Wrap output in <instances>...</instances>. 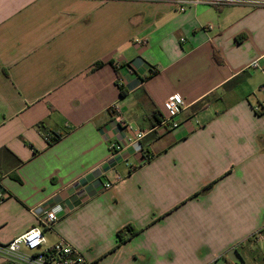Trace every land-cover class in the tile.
Returning <instances> with one entry per match:
<instances>
[{"label": "crops", "instance_id": "0c3cea01", "mask_svg": "<svg viewBox=\"0 0 264 264\" xmlns=\"http://www.w3.org/2000/svg\"><path fill=\"white\" fill-rule=\"evenodd\" d=\"M229 1L0 0V244L63 205L91 264H264V0Z\"/></svg>", "mask_w": 264, "mask_h": 264}, {"label": "built area", "instance_id": "2783aa9c", "mask_svg": "<svg viewBox=\"0 0 264 264\" xmlns=\"http://www.w3.org/2000/svg\"><path fill=\"white\" fill-rule=\"evenodd\" d=\"M181 5L180 11L185 12L186 6L203 4L213 7H223L229 0H175ZM252 68H258L257 63ZM122 87V84H120ZM264 89V85L261 87ZM187 104L179 95H173L166 101L167 114L161 115L154 130H174L179 127L177 118L187 109ZM114 127L126 133L125 144L115 143L111 146V160L115 162L123 151L139 148L147 133L134 129L123 117L120 107L115 104L109 109ZM55 135H46L47 142H51ZM120 176L116 175V181ZM112 183H107L105 188H111ZM65 213L63 205H56L39 215L37 225L23 235L6 244H0V254L11 264H91L82 253L71 243L61 238L57 243L49 245L44 234V229H52L61 216Z\"/></svg>", "mask_w": 264, "mask_h": 264}, {"label": "trees", "instance_id": "16d2710c", "mask_svg": "<svg viewBox=\"0 0 264 264\" xmlns=\"http://www.w3.org/2000/svg\"><path fill=\"white\" fill-rule=\"evenodd\" d=\"M101 64H97L96 66H100ZM121 94L124 95L123 90H121ZM62 138L61 135H57L55 134V137L53 138V140L51 142H49V145H52L56 142H58L60 139ZM139 230H137L136 228L132 227V226H127L124 229L120 230L118 232V236L120 239V243L123 244L125 242H127L130 238L135 237L137 234H139ZM226 264H232L230 262H227Z\"/></svg>", "mask_w": 264, "mask_h": 264}, {"label": "rangeland", "instance_id": "374dc122", "mask_svg": "<svg viewBox=\"0 0 264 264\" xmlns=\"http://www.w3.org/2000/svg\"><path fill=\"white\" fill-rule=\"evenodd\" d=\"M209 187H210V186L207 185V187H206L205 189H203V190L206 191L207 189H209ZM203 190L201 191V194L204 193ZM263 228H264V227H263ZM49 237H50V236H49ZM258 237H259V235H258Z\"/></svg>", "mask_w": 264, "mask_h": 264}]
</instances>
